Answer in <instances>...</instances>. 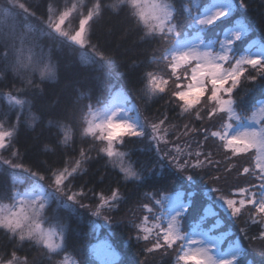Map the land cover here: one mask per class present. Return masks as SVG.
<instances>
[{
    "label": "snow or ice",
    "instance_id": "obj_1",
    "mask_svg": "<svg viewBox=\"0 0 264 264\" xmlns=\"http://www.w3.org/2000/svg\"><path fill=\"white\" fill-rule=\"evenodd\" d=\"M248 6L249 0H180L179 8L175 0H63L62 6L47 0L45 17L38 16L22 0H0V81L10 71L24 85L17 88L13 84L7 91H0L9 109H19L10 126H6V114L5 119H0V174L7 173L11 178L8 187L0 190V234L12 245L6 255L0 252V264H80L65 250L66 226L59 220L52 223L48 213L53 202V212L79 205L112 223L107 213L117 210L123 200L119 187L108 195L102 191L94 193L98 200L94 208L82 203L86 195L83 185L78 190L72 187L75 178L87 171L85 165L92 159V151L106 157L107 164L118 170L126 183H143L145 172L163 168L159 161L165 159L189 184L194 178L190 170H222L223 175L210 177L213 181L227 180L233 173L236 178H245V186L231 193L238 199L224 195L218 187L211 191L219 194L218 199L232 217L245 218L240 231L247 246L233 240L226 250L219 247L227 234L210 235L219 222L203 227L215 212L197 213L194 224L185 223L194 206V192L184 190L182 185L157 189L144 193L147 202L138 205L142 216L137 217L136 210H130L133 219L129 223L136 231L135 239L144 244L141 264H165L164 258L172 251L176 253L172 264H244L248 249L257 247L264 256V101L238 111L241 85L264 81V43H247L255 26L246 17L235 16L241 10L246 13ZM106 12H125L134 27L142 30L140 40H155L163 45L153 61L162 63L164 71L143 74L141 98L150 102L167 94L169 102L179 109L178 117L190 119L182 125L170 123L165 112L162 118L148 121L137 105L132 109L127 106L130 97L115 86L109 99L96 98L95 103L90 94L81 92L71 109L76 110L80 100H88L78 109L79 134L82 139L91 138L92 143L87 149H79V157L71 166L65 161L63 167L34 170L22 162L13 141L26 106L28 127L34 128L39 120L31 112V102L19 93L39 87L34 80L36 75L41 82L56 78L51 50L45 51L41 41L47 37L87 50L82 63L111 68L116 64L114 56L92 40L93 24L103 19ZM30 18L37 20L38 25L29 23ZM73 21L77 23L74 25ZM217 33L223 39H206ZM170 85L173 90L169 92ZM133 109L134 117L129 115ZM55 123L62 133L59 143L72 148L71 123ZM197 136L199 140L195 139ZM145 137L158 156V162L147 169L143 165L138 168L129 153L122 150L125 138ZM9 149L11 154L6 158L4 153ZM22 185L26 186L21 188ZM252 225L256 226L255 231L251 230ZM26 243L37 250L35 256L18 255ZM96 255L100 264H113L110 258L115 252L111 245L99 248ZM57 256L61 258L54 261Z\"/></svg>",
    "mask_w": 264,
    "mask_h": 264
},
{
    "label": "trees",
    "instance_id": "obj_2",
    "mask_svg": "<svg viewBox=\"0 0 264 264\" xmlns=\"http://www.w3.org/2000/svg\"><path fill=\"white\" fill-rule=\"evenodd\" d=\"M27 1L32 7L37 0ZM41 1L46 2L45 0ZM175 2L177 8H179L180 0H175ZM184 2L187 3V0H184ZM42 5L44 4L42 3ZM241 12L243 11L235 13V16ZM243 14L247 21L255 26L256 35L260 36L261 39L264 38V0H249L247 12H243ZM92 32L93 42L99 43L105 53L114 56L116 64L111 67L113 71L107 70L106 67L101 69L98 65L82 63L81 58L88 55L87 50H84L87 52L85 53L47 37L41 41L45 51L51 50V59L53 64L56 65V78L41 82L39 76H35V78L38 77L39 87L33 90L31 112L35 113L39 120L34 128L28 127L26 121L29 113L27 110L21 116L19 129L13 141L15 148L21 153L22 162L33 169L45 168L46 166L63 167L65 161L70 163L71 159L79 157V151L76 149L79 144H77L76 140L82 138L79 134L78 109L80 106L87 104L88 100H80L76 105V110L71 109V104L76 103L77 97L81 92L90 94L93 100L98 96L105 95L106 92L108 96L113 86L124 88L131 101L136 103L140 112L146 118L156 120V118H162V115L167 112L170 123L182 125L184 121L183 117H178L179 109L175 104L169 102L167 94L158 98L154 97L150 102H146V98H141L143 96L141 90L144 87L143 74L146 71H164L162 63L160 66V64L157 65L153 61L154 56H159L163 45L161 47L159 45L157 52L153 53L152 50L157 41L140 40L139 37L143 35L142 30L134 27L133 22L128 19L125 12H121L119 15L106 12L103 19L93 24ZM255 33L251 32L249 37L253 34L255 35ZM112 72L117 73L118 77L115 78ZM10 74L12 73L9 71L5 80L0 81V91L8 90V87L12 84V82H5ZM171 90L173 89L170 85L169 92ZM238 93V98L245 97L244 104L238 102L240 104L238 109L250 108L252 100L264 96V81L258 80L255 84H242ZM5 114L3 99L0 96V119H5ZM50 120L53 123L50 124ZM57 120L63 123H71L74 129V144L72 148H65L59 143L62 133L55 123ZM15 121L12 120L11 115L6 114L7 126L15 123ZM197 126H199L198 122ZM172 138L173 135L170 134V139ZM198 138L200 137L197 136L195 139L198 140ZM83 140L84 144L89 145L92 143L91 138H83ZM46 145L48 149L45 148ZM163 147L161 145V148ZM193 147H195V144H193ZM84 148L87 149V146ZM153 148H155L154 145ZM122 150L129 153L131 160L135 162L138 168L141 165L146 169L151 168L153 164L158 162L156 152H149V149L144 146L143 139L125 138ZM91 156L92 159L85 165L87 171L83 175L77 176L72 182L73 190H78L81 185L85 187L86 196L82 198V203L96 205L98 200L94 193L102 191L105 195H108L115 187H119L124 203H120L117 210L108 213L112 217V223L106 224L107 232L103 234L101 228H94L90 224L84 223L79 214L59 210L62 222L66 226V248L70 254L76 256L80 264H91L87 247L94 236L99 233L102 234L101 237H108L119 251L118 263L115 264H141L144 258L142 254L144 244L135 239L136 231L129 223L133 219L132 211L130 210H136L137 217L142 216L143 212L139 210L138 205L141 202H147L144 199V193L155 192L157 189L163 188H178L181 185L184 190L195 193L192 198L194 206L187 214L186 224H191L194 220L193 217L200 213L199 209L204 204L206 206V203H210L217 212L215 217L217 218L218 215L223 217L224 224L221 225L222 229L227 228L229 224L233 229L231 236H239L243 242L242 245H248V241L243 239L244 234L240 231L245 218L233 217L231 219L226 205H222V201L218 199L219 194L211 191L212 188L218 187L224 195H228L230 198H237L232 196L231 193L238 187L245 186L244 177L236 178L235 173H233L228 176L227 180L213 181L210 177L223 175L222 170L221 172H217L212 168L203 171L190 170V174L194 178L189 184L180 179L179 174L169 164V161L165 159L159 161L163 168L157 167L153 171H146L143 183L138 185L132 182L126 183L118 170L107 164L106 157L98 155L96 151H92ZM8 182L9 179L4 176V173L0 174V184L4 185ZM250 227L252 231H255L256 226L252 225ZM89 231H91L92 235H88ZM11 248L12 245L0 234V252L6 255L11 251ZM82 248L83 252L79 257V251ZM26 254L31 258L37 253L29 248L26 243L24 248L18 250V255L23 256ZM157 257H159V254H157ZM170 258V255L164 258L165 264H172L173 260ZM58 259V257H54V261ZM243 259L244 264H264V256L260 254L258 247L249 248L248 255Z\"/></svg>",
    "mask_w": 264,
    "mask_h": 264
},
{
    "label": "rangeland",
    "instance_id": "obj_3",
    "mask_svg": "<svg viewBox=\"0 0 264 264\" xmlns=\"http://www.w3.org/2000/svg\"><path fill=\"white\" fill-rule=\"evenodd\" d=\"M45 1H46V2H44V1H41V2H40V0H37V1H36V4H35L34 6L31 7V6L29 5V2H28L27 0H22V2H24V3L26 4V6H28L31 10L35 11V12L37 13L38 16H45V17H46V3H47V0H45ZM42 3H43L44 5H42ZM53 3L56 4V5H58V6H62V4H63V0H53ZM176 6H177V5H176ZM21 16H23V13H21ZM237 16H239V19H240V18H243V17H244V14H243V12H241V13L237 14ZM28 22L31 23V24H33V25H38V21L35 20V19H33V18H30ZM76 23H77V21H73V24H74V25H75ZM254 33H255V32H254ZM222 39H223V37H222ZM255 41H256L257 44H259V43H263V40L259 41L258 39H256ZM93 43H94V42H93ZM159 45H160V47L162 46L159 42H157V44L155 45V47H154L153 50H152L153 53H156V52H157V49H158ZM159 49H160V48H159ZM79 50H80V49H79ZM253 50H255V49H253ZM81 51H84V50H81ZM84 52H85V51H84ZM85 53H87V52H85ZM155 64H157V63H155ZM157 65H159V64H157ZM160 66H161V64H160ZM106 69L109 70V71H113L111 68H108V67H106ZM112 73H113V75L115 76V78L118 77V74H117V73H114V72H112ZM34 80H35V82H36L37 84L39 83V81H37V80H38V77H36V78L34 77ZM7 81H8V83H11V82H12V84L8 87V89H10V88L12 87L13 84H15L17 88H23V87H24V85L21 83V81L19 80V78H13V75H12V74H10V75L8 76V78L6 79L5 82H7ZM36 88H37V87H36ZM36 88H27L25 91L19 93L20 96L27 98V99L31 102V106H32V100H31V98H32V96H33V94H34V91H33V90L36 89ZM122 89H124V88H122ZM124 90H125V89H124ZM239 90H240V89H239ZM239 90H238V92H239ZM5 91H7V90H5ZM106 94H107V92L105 93V95L103 94V95H101V96H98L97 98H101V99H105V100H107V99H109V98H108V96H107ZM244 98H245V97L238 98V102L241 103V104H244V102H243V101H244ZM2 99H3V97H2ZM95 100H96V99H93L92 102L95 103ZM262 101H264V100H262ZM84 104H85V103H84ZM3 105H4V110H5L6 114H7V115H11V116H12V120H16V115H17V112L19 111V109H9V106L7 105V103H6V101H5L4 99H3ZM133 105H136V103H135L134 101H131V103H129L127 106H128L130 109H132V108H133ZM239 105H240V104H239ZM27 110H28V107L26 106V107H25V110H24V113H26ZM238 111H240V110L238 109ZM140 113H141V112H140ZM129 115H131V116L134 117V116L136 115L135 110L133 109V110L129 113ZM141 116H142L143 118H146L142 113H141ZM146 119H147L148 121L154 120V119H149V118H146ZM156 119H158V118H156ZM183 119H184V117H183ZM188 119H190V117H187V119H184L183 123L186 122ZM183 123H182V124H183ZM6 126H7V125H6ZM199 139H200V138H198V140H199ZM143 141H144V146H145L147 149H149V152L154 153V152H155V148H153V144H151V143L149 142L148 138H147V137L143 138ZM76 142H77V144H79V145L76 147V149H78V151H79V149H80L81 147H85V146L88 147L87 144H84V140H83V139L76 140ZM14 147H15V146H14ZM149 152H148V153H149ZM10 154H11V149H9L7 152L4 153V155H5L6 158H7L8 156H10ZM20 154H21V153H20ZM217 158H219V157H217ZM74 159H75V158L71 159V161H70V163H69V166H71V163L73 162ZM34 170H41V171H42V170H44V168H43V167H40V168H37V169H34ZM4 176H5L7 179H9V182H8V183H5L4 185H3V184H0V190H4V189H6V188L8 187V185L10 184V182H11V178L7 175V173H4ZM45 183H47V181H46ZM25 186H26V185H22L21 188H23V187H25ZM85 196H86V195H85ZM237 198H239V197H237ZM89 205H91L93 208L95 207V204H89ZM52 209H56V204H55V202L52 203L51 209L49 210V213H48V215H49V217H50L52 223H55L56 220H59L61 223H63V222H62V219H61V214L59 213V210H62L63 212H69V213H77V214H79V215H80V218H82V220H83L84 223H86V224L88 223V224H90V226H92V227H94V228H95V227L101 228V232H102V234L105 233V232H107L106 224H108V223H106L102 218H98V217L93 216V215L91 214V210H90L89 208H80L79 205H76V206H75L73 209H71V210L64 209V208H59L58 210H56L55 212H53ZM84 212H85V213H84ZM210 212H216L215 207H213V206H209V213H210ZM107 214H108V213H107ZM230 218L232 219L233 217L231 216ZM221 219H222V218H221ZM102 234L99 233V234L95 235L94 238L92 239V241H93L94 239H101V235H102ZM88 235H92L91 231H89ZM210 235L213 236V237H218V236H220L221 234H215V233L211 232ZM107 238H108V237H105L106 241L102 240L101 242H99V243L96 244V246H95V255H96V250H98L99 248L103 247V246L106 245V244H107V245H111L110 242H109V240H108ZM236 241H239V242L241 243V245H242V243H243L242 240H241V238H240L239 236H238V238L236 239ZM220 244H221V243H220ZM220 244H219V247H220ZM242 246H243V245H242ZM111 247H112V250L115 252V256L110 258V259L113 260V264H114V262L117 260V257H118V251H117V249H115L112 245H111ZM31 249H33V250L37 253V250H36L35 248H31ZM226 249H227V248H226ZM226 249H225V250H226ZM65 250L67 251V253L69 254L70 257H72V258H74V259L77 260L76 256H75L74 254H70V252L67 250V248H66ZM82 252H83V248L80 249V251H79V257L81 256ZM32 254H33V253H32ZM61 256H62V255H61ZM61 256H57V257L60 259ZM96 256H97V255H96ZM77 261H78V260H77ZM248 264H250V263H248Z\"/></svg>",
    "mask_w": 264,
    "mask_h": 264
},
{
    "label": "bare ground",
    "instance_id": "obj_4",
    "mask_svg": "<svg viewBox=\"0 0 264 264\" xmlns=\"http://www.w3.org/2000/svg\"><path fill=\"white\" fill-rule=\"evenodd\" d=\"M184 119H187V117H184ZM121 203H124V201L122 200Z\"/></svg>",
    "mask_w": 264,
    "mask_h": 264
}]
</instances>
